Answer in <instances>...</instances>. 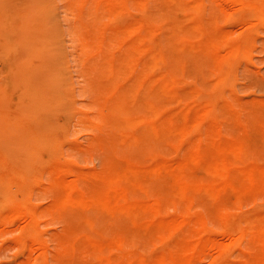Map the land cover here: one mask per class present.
Segmentation results:
<instances>
[{
    "label": "bare ground",
    "instance_id": "1",
    "mask_svg": "<svg viewBox=\"0 0 264 264\" xmlns=\"http://www.w3.org/2000/svg\"><path fill=\"white\" fill-rule=\"evenodd\" d=\"M216 1L238 11L249 10L251 20H243L247 28L239 37L232 38L219 25L226 10ZM59 8L53 0H0V63L11 67L22 54L27 62H40L38 69L24 60L17 74L5 70L0 79V193L8 197L0 203V221H12L10 215L22 216L25 225L19 244L26 238L32 241L44 264L47 245L36 233L35 210L28 206L30 199L23 192L34 171L40 175L53 172L66 189L56 190L54 204L81 215V226L92 228L93 215L110 216L145 233L147 239L158 236L167 241L165 252L147 257L129 254L131 259L120 264H193L207 250H214L209 264H264V211L237 214L228 207L264 194V168H235L253 145L264 144V101L241 114L217 96L203 104L190 100L211 86L209 83L183 86L195 68L214 69L221 81L234 75L236 60L249 53L257 39V25H264V0H66L67 25L80 32L81 49L94 46V51L84 53L87 62L97 59L96 69L107 72L103 82L110 96L94 119L78 112L75 104L66 73L64 40L58 36L63 31L58 25ZM134 8L140 15L123 19ZM106 14L113 19L104 21ZM51 57L64 62L52 73ZM41 69L45 70L42 74ZM167 102L177 106L164 113ZM138 103L145 113L137 112ZM57 115L64 121L57 122ZM230 116L248 124L241 138L221 137L217 122L225 123ZM75 118L97 131L111 128L120 141L165 140L175 148L184 142L194 150L174 160L152 156L149 169H140L128 160H110L95 175L100 189H79L76 180L66 178L76 172L73 165L58 153L66 144L75 146L71 140ZM32 123L38 149L48 156L39 168L36 164L23 168L2 141L12 136L23 146L22 129ZM203 129L211 140L200 139ZM15 152L18 156V150ZM142 195L147 198L137 199ZM199 197L208 199L214 212L221 213L226 242L194 239L206 229L205 217L198 216L191 228L182 219L161 216L164 204L192 203ZM71 237L72 248L97 255L101 264H118L117 251L131 241L127 235H114L103 244L77 230L71 231ZM245 238L253 244L249 258L232 260L233 241Z\"/></svg>",
    "mask_w": 264,
    "mask_h": 264
},
{
    "label": "rangeland",
    "instance_id": "2",
    "mask_svg": "<svg viewBox=\"0 0 264 264\" xmlns=\"http://www.w3.org/2000/svg\"><path fill=\"white\" fill-rule=\"evenodd\" d=\"M53 1L60 7L58 10L60 23L58 25L63 31L61 34L58 33V36L61 35L60 38L64 40L63 45L67 54L65 59L66 73L72 83L77 110L78 112L84 111L91 119H94L99 115V111L102 110L105 99L110 96L103 82L107 72L100 68L96 69L94 65L97 63V59H93L90 63L87 62L84 53L89 49L94 51V46H89L85 50L81 49L80 32L77 29V32H75L73 28L67 25L69 19L65 17L66 14L64 12L66 0ZM215 3L226 10L219 21L221 28L230 32L232 38H237L243 34L247 28L243 20H251L249 19V10L238 11L236 7L224 5L220 1ZM139 13L138 8H134L122 17L128 20L140 15ZM109 19H113L112 16L104 15V21ZM256 33L255 44L247 55L242 59L236 60L235 73L229 80L221 81L218 78L219 73L207 67L195 68L193 73L186 76L187 78L183 80V86L192 83L211 84V86L202 89L197 96H194L195 98L191 96L192 99L190 100H196L198 104H203L212 95L217 96L227 101L235 112L241 114H245L254 105H261V101H264V25L258 24ZM24 60L28 66L31 64L35 68H40L39 61L36 62L31 59L30 62L28 59L27 62L26 56L22 54L18 57L16 64L11 67H7L2 62L0 63V79H2L5 70L6 72L10 71L13 74H17L20 71L19 63H24ZM48 61L52 66L54 65L50 73L55 71L57 66L64 63L62 59L57 57H51ZM44 71V69H41L40 74ZM4 82L7 84L6 80ZM94 82L97 83L94 85ZM99 87L103 90H100ZM188 100H185V102ZM258 101L259 103H255ZM27 102L30 103L32 100L29 99ZM176 106L177 104L174 102H167L163 106L162 111L169 113ZM137 112L140 114L145 113L141 103H138ZM56 119L59 123L64 121L62 115H57ZM217 123L221 124L217 127H219L220 135L223 138H241L248 128L246 122L238 123L232 116L225 123H220V121ZM35 126V123H32V125H25L22 129L24 131L21 136V141L24 143L23 146L18 145L12 136L8 137L5 143L2 141V146L5 150L12 151L16 158L14 160L23 168L29 167L31 164H36L39 168L47 160V152L38 149V138L32 132ZM202 131L200 139L211 140L207 135V131L205 129ZM71 134V140L75 146L72 147L66 144L58 153L73 165L76 172L66 175V178L76 180L79 189H87L91 186H94L95 189H100L101 183L98 179H95V175L110 160H128L140 169H149L153 165L152 156L174 160L183 158L185 153L190 154L194 150L189 144L185 143L184 145V142L183 146L175 148V144L173 146L170 141L165 140L144 142L142 144L129 140L120 141L111 128L105 127L102 131H97L78 122L76 118L71 124ZM212 135L213 133L210 134L211 137ZM190 139L195 141L192 136ZM16 150H18V156L16 155ZM247 165L264 168L263 143L253 145L242 156L235 168L247 167ZM58 184H61V186H58ZM63 189L65 188L62 182H58L53 177V172L52 174L40 175L38 171H34L30 175L23 192L30 199L28 206L35 210L36 233L40 240L47 245L44 264H101L97 255L72 248L71 231L75 230L81 235H93L96 240L103 244L114 238V235H127L131 241L123 250L117 251L119 256H115V259L118 264L131 259L128 256L129 254H141L143 257H147L167 251V241H161L158 236L147 239L145 233L136 232L131 227L126 226L124 222L113 219L110 216L93 215L91 217L94 220L92 228L81 226V215H77L73 210L67 211L56 207L54 204L56 190L64 192ZM7 198L5 194L0 193L1 204ZM140 198L145 200L147 197L143 195L137 197V199ZM228 207L237 214L252 211L262 212L264 211V194L255 195L252 198L244 199L239 204ZM161 216L165 219H182L191 228L198 223L196 219L198 216L205 217L206 229L195 236L194 239L202 241L208 237L218 239L219 242H226L222 236L225 228L220 218L221 213L214 212L212 202L208 199L199 197L194 199L192 203L168 202L162 206ZM11 217H13L12 221L10 219L4 222L2 220L3 223L0 221V264H43L39 260L40 252L34 249L32 241L26 238L22 244H19L18 240L25 225V219L22 216L14 217L10 215ZM252 247L253 244L249 238L234 240L231 247V259H248L249 253L252 252ZM112 254L115 255V253ZM212 254H214V250H207L206 256L196 259L193 264H209Z\"/></svg>",
    "mask_w": 264,
    "mask_h": 264
}]
</instances>
